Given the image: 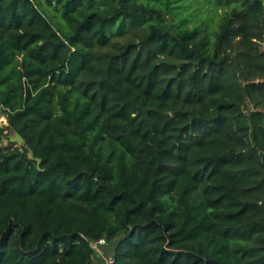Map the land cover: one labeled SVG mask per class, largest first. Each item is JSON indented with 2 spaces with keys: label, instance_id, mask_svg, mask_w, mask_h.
Wrapping results in <instances>:
<instances>
[{
  "label": "trees",
  "instance_id": "16d2710c",
  "mask_svg": "<svg viewBox=\"0 0 264 264\" xmlns=\"http://www.w3.org/2000/svg\"><path fill=\"white\" fill-rule=\"evenodd\" d=\"M0 108V264H264V0H0Z\"/></svg>",
  "mask_w": 264,
  "mask_h": 264
},
{
  "label": "rangeland",
  "instance_id": "374dc122",
  "mask_svg": "<svg viewBox=\"0 0 264 264\" xmlns=\"http://www.w3.org/2000/svg\"><path fill=\"white\" fill-rule=\"evenodd\" d=\"M5 118L6 117L4 115H2V110L0 108V119H5ZM4 145H8L7 142H5ZM97 251H98L99 257L101 256L102 258H104L105 261L110 263V261L112 259V255H113V248L111 245L102 246L101 248H98Z\"/></svg>",
  "mask_w": 264,
  "mask_h": 264
},
{
  "label": "water",
  "instance_id": "95a60500",
  "mask_svg": "<svg viewBox=\"0 0 264 264\" xmlns=\"http://www.w3.org/2000/svg\"><path fill=\"white\" fill-rule=\"evenodd\" d=\"M13 142H16V143H23V141H24V139L18 134V133H16L15 134V137L14 138H12L11 139ZM30 157L32 158V159H34V155H33V153L32 152H30ZM37 160V162H38V165H40L41 164V160L40 159H36ZM95 252L98 254V251L97 250H95ZM99 255V254H98ZM206 264H207V262H206Z\"/></svg>",
  "mask_w": 264,
  "mask_h": 264
},
{
  "label": "built area",
  "instance_id": "2783aa9c",
  "mask_svg": "<svg viewBox=\"0 0 264 264\" xmlns=\"http://www.w3.org/2000/svg\"><path fill=\"white\" fill-rule=\"evenodd\" d=\"M6 119V118H5ZM5 119H0V127H5V126H7L8 125V121H7V119L5 120ZM100 244L101 245H104L105 244V240H101L100 241ZM94 248L96 249V250H98V246L97 245H94Z\"/></svg>",
  "mask_w": 264,
  "mask_h": 264
}]
</instances>
